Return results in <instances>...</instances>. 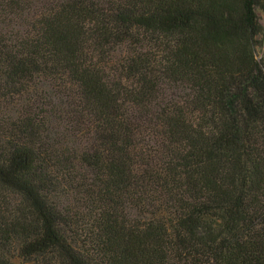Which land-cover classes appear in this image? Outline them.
<instances>
[{
  "label": "trees",
  "instance_id": "trees-1",
  "mask_svg": "<svg viewBox=\"0 0 264 264\" xmlns=\"http://www.w3.org/2000/svg\"><path fill=\"white\" fill-rule=\"evenodd\" d=\"M264 0H0V264H264Z\"/></svg>",
  "mask_w": 264,
  "mask_h": 264
},
{
  "label": "rangeland",
  "instance_id": "rangeland-1",
  "mask_svg": "<svg viewBox=\"0 0 264 264\" xmlns=\"http://www.w3.org/2000/svg\"><path fill=\"white\" fill-rule=\"evenodd\" d=\"M256 14L258 16L259 19V23L263 28V32L261 33V35L258 37V45L256 48V58L258 60H263L264 62V13L262 12V10L260 8L256 9Z\"/></svg>",
  "mask_w": 264,
  "mask_h": 264
}]
</instances>
